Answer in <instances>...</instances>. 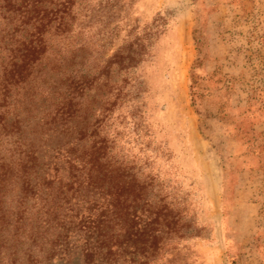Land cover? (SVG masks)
I'll return each instance as SVG.
<instances>
[{"label": "rangeland", "instance_id": "374dc122", "mask_svg": "<svg viewBox=\"0 0 264 264\" xmlns=\"http://www.w3.org/2000/svg\"><path fill=\"white\" fill-rule=\"evenodd\" d=\"M78 6L97 162L170 223L124 264H264V0Z\"/></svg>", "mask_w": 264, "mask_h": 264}, {"label": "trees", "instance_id": "16d2710c", "mask_svg": "<svg viewBox=\"0 0 264 264\" xmlns=\"http://www.w3.org/2000/svg\"><path fill=\"white\" fill-rule=\"evenodd\" d=\"M79 1L0 0V264H124L170 229L142 187L97 162Z\"/></svg>", "mask_w": 264, "mask_h": 264}]
</instances>
